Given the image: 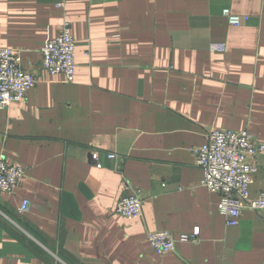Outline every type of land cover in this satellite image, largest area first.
Returning a JSON list of instances; mask_svg holds the SVG:
<instances>
[{
	"label": "crops",
	"instance_id": "crops-1",
	"mask_svg": "<svg viewBox=\"0 0 264 264\" xmlns=\"http://www.w3.org/2000/svg\"><path fill=\"white\" fill-rule=\"evenodd\" d=\"M224 9L249 20L231 25ZM65 20L72 83L42 68ZM0 47L37 77L0 109V155L25 169L0 191V264H264V210L228 225L192 152L213 128L264 144V0H0ZM134 188L143 216L128 219L115 209ZM262 191L264 152L250 197ZM196 227L168 254L147 237Z\"/></svg>",
	"mask_w": 264,
	"mask_h": 264
},
{
	"label": "built area",
	"instance_id": "built-area-1",
	"mask_svg": "<svg viewBox=\"0 0 264 264\" xmlns=\"http://www.w3.org/2000/svg\"><path fill=\"white\" fill-rule=\"evenodd\" d=\"M223 15L234 26L249 20L248 16L233 14L230 9H224ZM225 49L224 43L210 45L212 51ZM75 50L72 23L65 20L60 33L41 49L43 70L48 75L62 74L66 82H74L77 67ZM36 84L37 77L23 68L20 53L9 47H0V109L23 100ZM192 152L196 165L203 171L201 185L221 195L219 209L228 225L239 224L245 208L264 210V191L255 199L250 197V185L259 170V156L264 152V144L258 142L247 129L213 128L207 135V141L202 146L192 148ZM92 157L101 167L99 153L94 151ZM108 157L120 159L116 153H109ZM24 173L22 165L0 155V191L14 193ZM30 209L31 202L24 200L19 211L25 213ZM115 212L128 219L142 217L143 196L140 189L134 188L131 194L122 197ZM199 235L200 229L196 227L191 233H182L179 237L166 230L148 232L147 237L157 253L168 254L176 250L178 242H196Z\"/></svg>",
	"mask_w": 264,
	"mask_h": 264
}]
</instances>
